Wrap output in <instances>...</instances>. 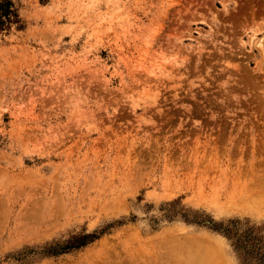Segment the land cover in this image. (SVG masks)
<instances>
[{
	"label": "rangeland",
	"instance_id": "rangeland-1",
	"mask_svg": "<svg viewBox=\"0 0 264 264\" xmlns=\"http://www.w3.org/2000/svg\"><path fill=\"white\" fill-rule=\"evenodd\" d=\"M15 2L0 264L264 262V0Z\"/></svg>",
	"mask_w": 264,
	"mask_h": 264
},
{
	"label": "trees",
	"instance_id": "trees-1",
	"mask_svg": "<svg viewBox=\"0 0 264 264\" xmlns=\"http://www.w3.org/2000/svg\"><path fill=\"white\" fill-rule=\"evenodd\" d=\"M17 20L19 13L15 0H0V36Z\"/></svg>",
	"mask_w": 264,
	"mask_h": 264
},
{
	"label": "bare ground",
	"instance_id": "bare-ground-1",
	"mask_svg": "<svg viewBox=\"0 0 264 264\" xmlns=\"http://www.w3.org/2000/svg\"><path fill=\"white\" fill-rule=\"evenodd\" d=\"M186 252V251H185ZM198 259H200V258H198ZM191 263V262H190Z\"/></svg>",
	"mask_w": 264,
	"mask_h": 264
}]
</instances>
